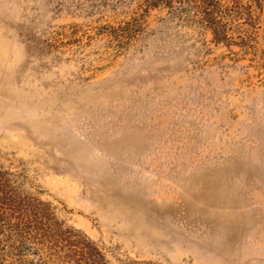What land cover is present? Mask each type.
<instances>
[{"label": "rangeland", "instance_id": "obj_1", "mask_svg": "<svg viewBox=\"0 0 264 264\" xmlns=\"http://www.w3.org/2000/svg\"><path fill=\"white\" fill-rule=\"evenodd\" d=\"M221 3L118 47L137 0H0V264H264V0Z\"/></svg>", "mask_w": 264, "mask_h": 264}, {"label": "trees", "instance_id": "obj_2", "mask_svg": "<svg viewBox=\"0 0 264 264\" xmlns=\"http://www.w3.org/2000/svg\"><path fill=\"white\" fill-rule=\"evenodd\" d=\"M138 9L141 11L138 16L132 18L131 21L125 22L124 25H120L114 29V38L116 41V46L122 47L123 45H127L131 42L138 34L143 31V19L144 15L148 13L150 9L164 6L168 7L171 10H174L176 13L189 15V13H194L197 15L199 22L204 23L207 28H210L214 34V38L216 41L226 39L227 37V30H228V23L227 18L231 13H235V9L230 7H224L221 3V0H137ZM3 175V172L0 170V177ZM3 186V185H2ZM11 194L6 198L8 203L3 202L2 200L4 197L0 195V205L4 204H11L12 202ZM18 198V197H17ZM30 201V200H28ZM25 204V202L21 203ZM35 208H38L41 211H47L45 205H34ZM35 208L29 209L25 208L26 211V218L27 220L30 217V222H27V225L30 227H35L39 229L38 223L41 222L38 220V211ZM46 226V225H45ZM19 227V226H18ZM29 227V228H30ZM51 234L56 236V242L67 241V239L60 238L61 233L59 230L53 229L50 225H47ZM23 228H18V233L22 232ZM84 236V235H83ZM51 237V235H50ZM58 237L61 239L59 241ZM49 241V240H48ZM18 243L22 244L21 246H25L26 240H19ZM82 246L81 250V257L85 260L86 264L90 263H100V254L97 249L94 247L93 242L90 241L86 236L84 239L79 242ZM53 244V243H52ZM72 248L78 247L76 244H71ZM78 250H74L77 252ZM136 264V263H135ZM142 264V263H139Z\"/></svg>", "mask_w": 264, "mask_h": 264}]
</instances>
